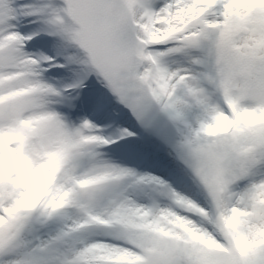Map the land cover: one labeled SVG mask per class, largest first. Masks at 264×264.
Listing matches in <instances>:
<instances>
[{
	"label": "snow or ice",
	"instance_id": "obj_1",
	"mask_svg": "<svg viewBox=\"0 0 264 264\" xmlns=\"http://www.w3.org/2000/svg\"><path fill=\"white\" fill-rule=\"evenodd\" d=\"M0 264H264V0H0Z\"/></svg>",
	"mask_w": 264,
	"mask_h": 264
}]
</instances>
